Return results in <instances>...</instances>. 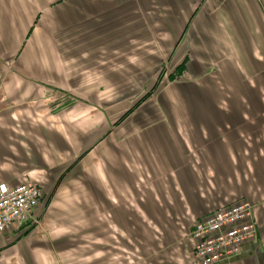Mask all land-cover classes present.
<instances>
[{
	"label": "crops",
	"instance_id": "obj_1",
	"mask_svg": "<svg viewBox=\"0 0 264 264\" xmlns=\"http://www.w3.org/2000/svg\"><path fill=\"white\" fill-rule=\"evenodd\" d=\"M23 180L46 200L0 264H188L241 200L257 237L218 264H264V0H0V183Z\"/></svg>",
	"mask_w": 264,
	"mask_h": 264
},
{
	"label": "built area",
	"instance_id": "obj_2",
	"mask_svg": "<svg viewBox=\"0 0 264 264\" xmlns=\"http://www.w3.org/2000/svg\"><path fill=\"white\" fill-rule=\"evenodd\" d=\"M42 196L41 189L30 180L14 185L0 183V232L12 226L38 223L36 209ZM253 208L249 201H241L193 222L188 264L228 263L237 256L243 243L257 237Z\"/></svg>",
	"mask_w": 264,
	"mask_h": 264
},
{
	"label": "rangeland",
	"instance_id": "obj_3",
	"mask_svg": "<svg viewBox=\"0 0 264 264\" xmlns=\"http://www.w3.org/2000/svg\"><path fill=\"white\" fill-rule=\"evenodd\" d=\"M81 240H83V239H80L78 241L80 242ZM88 241H91V239L90 240L88 239ZM76 245H77V243H76ZM79 247H80V245H79ZM57 256H58L59 264H93L91 253H89V254H84L81 252H79V253L73 252V253H68V254L61 253V254H58ZM66 256H68L67 259H66Z\"/></svg>",
	"mask_w": 264,
	"mask_h": 264
},
{
	"label": "trees",
	"instance_id": "obj_4",
	"mask_svg": "<svg viewBox=\"0 0 264 264\" xmlns=\"http://www.w3.org/2000/svg\"><path fill=\"white\" fill-rule=\"evenodd\" d=\"M162 80V78L161 77H158V79L156 80V83H155V85H154V89L158 86V84H159V82ZM170 80H171V78H170ZM141 100V99H140ZM139 101V100H138ZM137 101V102H138ZM42 191V190H41ZM43 193V192H42ZM45 198H44V196H42V199H41V201H40V204L42 203V202H45ZM241 201H245V200H241ZM241 201H238V202H241ZM238 202H236V203H238ZM235 203V204H236ZM234 205V204H233ZM29 225V224H28ZM28 225L27 224H23V225H21L20 227H28Z\"/></svg>",
	"mask_w": 264,
	"mask_h": 264
}]
</instances>
